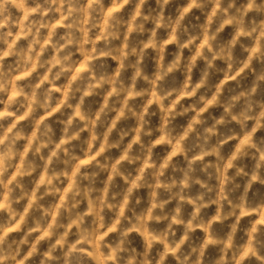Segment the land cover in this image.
<instances>
[{"label": "clouds", "instance_id": "1", "mask_svg": "<svg viewBox=\"0 0 264 264\" xmlns=\"http://www.w3.org/2000/svg\"><path fill=\"white\" fill-rule=\"evenodd\" d=\"M0 264H264V0H0Z\"/></svg>", "mask_w": 264, "mask_h": 264}]
</instances>
